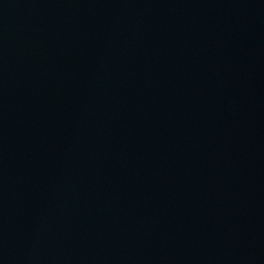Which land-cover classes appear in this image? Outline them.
Instances as JSON below:
<instances>
[{
	"label": "water",
	"instance_id": "95a60500",
	"mask_svg": "<svg viewBox=\"0 0 264 264\" xmlns=\"http://www.w3.org/2000/svg\"><path fill=\"white\" fill-rule=\"evenodd\" d=\"M0 264H264V0H0Z\"/></svg>",
	"mask_w": 264,
	"mask_h": 264
}]
</instances>
